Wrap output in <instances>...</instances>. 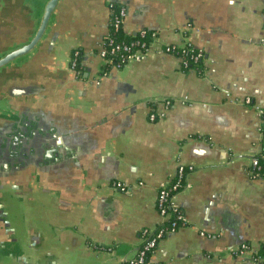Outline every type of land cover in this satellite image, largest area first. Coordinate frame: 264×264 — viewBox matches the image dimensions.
Returning <instances> with one entry per match:
<instances>
[{
    "label": "crops",
    "instance_id": "obj_1",
    "mask_svg": "<svg viewBox=\"0 0 264 264\" xmlns=\"http://www.w3.org/2000/svg\"><path fill=\"white\" fill-rule=\"evenodd\" d=\"M49 1L0 0V58L34 37ZM112 4L126 9L122 35L155 39L140 60L105 70ZM185 41L203 49L202 74L158 51ZM258 107L264 0H58L34 47L0 67V148L29 125L42 144L10 170L0 161V264H125L140 230L163 221L157 191L180 165L194 167L174 198L186 225L146 264H254L264 180L247 168L261 147ZM242 243L250 250L238 255Z\"/></svg>",
    "mask_w": 264,
    "mask_h": 264
},
{
    "label": "built area",
    "instance_id": "obj_2",
    "mask_svg": "<svg viewBox=\"0 0 264 264\" xmlns=\"http://www.w3.org/2000/svg\"><path fill=\"white\" fill-rule=\"evenodd\" d=\"M110 10L109 30L102 41V47L98 53L104 63L105 70L120 69L131 59L140 60L154 44L155 39V32L145 29L139 30L131 39L120 37L117 34L126 16V9L124 6L112 4L110 5ZM157 47L160 52L170 53L179 57L182 67L187 66L190 61H203L204 58L203 49L195 48L190 41H185L181 44L159 45ZM79 56L80 52L78 50L72 52L71 67L73 69L77 66ZM246 102L250 103V99L246 98ZM257 111L260 117L261 147L259 152L251 157L247 172L252 179L264 180V167L260 163L261 159L264 160V107H258ZM148 117L151 121L156 120L157 113L152 111ZM193 170V165H180L174 178L159 187L155 204L163 221L153 229L144 227L140 230L141 244L135 255L128 258L125 264H146L161 239L174 232L178 227L186 225L185 214L182 208L175 204L174 198L185 187L186 176ZM115 186L120 187L122 190L124 189L120 182L115 183ZM259 248L264 251V241L259 245ZM249 250L247 243H242L237 247L235 253L241 255ZM251 261L254 264H264V257L257 255V251H255L251 254Z\"/></svg>",
    "mask_w": 264,
    "mask_h": 264
},
{
    "label": "water",
    "instance_id": "obj_3",
    "mask_svg": "<svg viewBox=\"0 0 264 264\" xmlns=\"http://www.w3.org/2000/svg\"><path fill=\"white\" fill-rule=\"evenodd\" d=\"M57 1L58 0H50L47 3V5L45 7L44 15H43L41 23H40V26L37 29V32L35 33L34 37L28 43L8 52L3 57H1L0 58V67L6 65L7 63L14 60L15 58L24 55L25 53H27L28 51H30L34 47V45L38 42V40L43 35V33L46 29L50 14H51L53 8L55 7ZM18 129H19V134L17 136L21 137L22 134H24V136H26V137L32 136L33 138L32 139L28 138L26 140L25 139L24 140H22V139L18 140L17 136L5 138V141L3 142V145L0 148V161H2L1 166L4 168H7L9 170H10V168H13V166H14L13 165L11 167L12 163H14L17 160H20L21 156H24V154L26 152H28V147L32 148V151L34 154L40 153L41 149H42L41 140H38L37 138L34 139V135H35L34 130L35 129H32V126L29 125L28 129L19 126ZM43 156H45V155H43Z\"/></svg>",
    "mask_w": 264,
    "mask_h": 264
},
{
    "label": "trees",
    "instance_id": "obj_4",
    "mask_svg": "<svg viewBox=\"0 0 264 264\" xmlns=\"http://www.w3.org/2000/svg\"><path fill=\"white\" fill-rule=\"evenodd\" d=\"M120 37H124L126 39H131L134 35L132 36H124L122 35L121 29L119 31V33L117 34ZM195 48H199V47H195ZM202 61H190V63L187 66H183V69H190V68H194L198 71V73L202 74ZM260 163H262V166L264 167V160L261 159ZM264 169V168H263ZM257 255H262L264 257V251L262 250V248H259V250L257 251Z\"/></svg>",
    "mask_w": 264,
    "mask_h": 264
}]
</instances>
